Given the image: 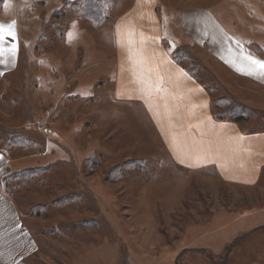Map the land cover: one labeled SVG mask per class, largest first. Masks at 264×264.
<instances>
[{
	"label": "rangeland",
	"instance_id": "obj_1",
	"mask_svg": "<svg viewBox=\"0 0 264 264\" xmlns=\"http://www.w3.org/2000/svg\"><path fill=\"white\" fill-rule=\"evenodd\" d=\"M133 1L0 0L18 46L0 76V153L16 174L2 190L38 244L22 264H264V171L230 183L175 165L139 107L115 100L112 25ZM159 1L165 45L211 110L229 94L252 108L241 128L264 130L263 94L227 88L178 28L180 6L230 0Z\"/></svg>",
	"mask_w": 264,
	"mask_h": 264
},
{
	"label": "crops",
	"instance_id": "obj_2",
	"mask_svg": "<svg viewBox=\"0 0 264 264\" xmlns=\"http://www.w3.org/2000/svg\"><path fill=\"white\" fill-rule=\"evenodd\" d=\"M159 2L134 0L113 22L115 100L139 107L175 165L213 168L225 182H256L264 171V130H244L212 115L205 85L165 45ZM175 11L189 44L207 52L222 68L214 67L220 81L231 91L260 92L264 102V68L249 58L264 61V0L240 5L230 0L223 8L185 5ZM12 44L3 41L6 49ZM15 55L0 54V76L14 64ZM12 171L0 153V180ZM37 247L14 200L0 191V264H22Z\"/></svg>",
	"mask_w": 264,
	"mask_h": 264
},
{
	"label": "trees",
	"instance_id": "obj_3",
	"mask_svg": "<svg viewBox=\"0 0 264 264\" xmlns=\"http://www.w3.org/2000/svg\"><path fill=\"white\" fill-rule=\"evenodd\" d=\"M171 55L174 57L175 60H177V61L181 60V58H179V56H177V54L175 52H172ZM187 70L189 71V73H191L193 75V77L197 81H199V79L196 77V74L192 73V71L188 68H187ZM226 95H227V97L218 98L220 100L217 99L218 101L216 102L215 106L221 105V103L226 102L227 105H229L230 107L227 108L224 112L217 113V112H214L211 110V107L213 104L210 102V111L216 119L230 120V121H233L237 124H240L241 122L245 121L246 118L243 116V114H244L243 111L241 113H238L237 111L241 110L242 108H243V110H251L252 108L246 104L241 103L235 97L233 98L229 94H226ZM14 177L16 178V174L11 173V174L5 176L3 179L0 180V191L9 197H11L10 193L6 190L3 191L2 187L9 184V182H12L15 179ZM69 201H70V197H68V198L65 197V198L60 199V200H55L54 203H59V204L64 203L65 204Z\"/></svg>",
	"mask_w": 264,
	"mask_h": 264
},
{
	"label": "snow or ice",
	"instance_id": "obj_4",
	"mask_svg": "<svg viewBox=\"0 0 264 264\" xmlns=\"http://www.w3.org/2000/svg\"><path fill=\"white\" fill-rule=\"evenodd\" d=\"M16 33L13 30V26H8L5 27L4 25L0 24V54H2L5 51L10 52L12 55H15L17 50H18V46L16 44H12L10 48H4L3 47V41L7 38V37H13V39L15 38ZM250 59H253V62L257 65H259L261 68H264V61H260V60H256L254 58L249 57Z\"/></svg>",
	"mask_w": 264,
	"mask_h": 264
}]
</instances>
